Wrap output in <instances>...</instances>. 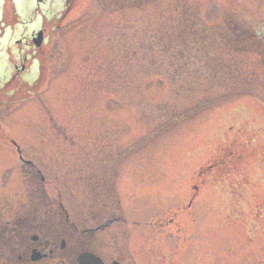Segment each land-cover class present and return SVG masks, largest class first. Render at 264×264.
Instances as JSON below:
<instances>
[{
	"label": "rangeland",
	"instance_id": "obj_1",
	"mask_svg": "<svg viewBox=\"0 0 264 264\" xmlns=\"http://www.w3.org/2000/svg\"><path fill=\"white\" fill-rule=\"evenodd\" d=\"M64 12L42 78L0 102V216L44 204L64 227L66 213L74 259L264 264V0Z\"/></svg>",
	"mask_w": 264,
	"mask_h": 264
},
{
	"label": "flooded vegetation",
	"instance_id": "obj_2",
	"mask_svg": "<svg viewBox=\"0 0 264 264\" xmlns=\"http://www.w3.org/2000/svg\"><path fill=\"white\" fill-rule=\"evenodd\" d=\"M72 3L74 0H0V102L5 96L24 95L27 90L26 83L30 82V78L37 71L39 75L41 56L58 33V23L66 15L64 10ZM43 47L45 49L41 52ZM20 158L23 162V170L31 174L34 165L29 160L21 156ZM40 179L45 181L41 174ZM44 208H46L44 204L39 208H25L26 211L22 214H28L12 221L0 216V264H66L62 248L66 245L64 236L68 237L69 233H73L74 242L65 255L71 258L70 261L75 260L78 264L77 257L74 259L76 254L74 249L79 242L74 232V229H77L74 227V220L65 213V220L68 223L64 227H56L51 220L54 216L52 213L45 215ZM47 218L50 220L48 221ZM124 245H127V248L123 252L131 255L130 257L149 255L148 248L133 249L130 243ZM88 249L93 251L91 248ZM35 257L39 258L34 259ZM162 257V264H180L173 250ZM118 261L122 264L134 262V260ZM113 262L114 260L111 264ZM145 264L157 263L148 260Z\"/></svg>",
	"mask_w": 264,
	"mask_h": 264
},
{
	"label": "water",
	"instance_id": "obj_3",
	"mask_svg": "<svg viewBox=\"0 0 264 264\" xmlns=\"http://www.w3.org/2000/svg\"><path fill=\"white\" fill-rule=\"evenodd\" d=\"M80 261H81V264H91L94 262V261H92V258L86 254L81 256ZM115 264H118V263H115Z\"/></svg>",
	"mask_w": 264,
	"mask_h": 264
}]
</instances>
